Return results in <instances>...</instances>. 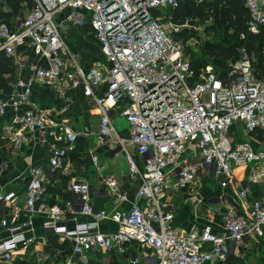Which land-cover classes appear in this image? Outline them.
I'll return each instance as SVG.
<instances>
[{
  "label": "built area",
  "instance_id": "1",
  "mask_svg": "<svg viewBox=\"0 0 264 264\" xmlns=\"http://www.w3.org/2000/svg\"><path fill=\"white\" fill-rule=\"evenodd\" d=\"M180 1L33 0L30 10L16 16L15 27L0 19V52L12 56L17 48L29 46L41 61L29 80H18L16 90L0 99V115L8 108L27 106L15 119L19 130L10 131L12 147L22 149L32 133L39 134L41 144L48 136L54 139L47 166L31 167L24 210L46 212L40 203L50 174L65 166L80 136L67 122L58 121L50 108L32 100L34 85L49 87L58 98L82 88L88 102L99 108L102 136L117 134L113 123L117 110L129 122L130 138H119V144L128 155L130 177L139 181L131 207L113 215L106 210L95 212L89 186L72 182V192L82 200L79 213L93 220L68 230L61 225L65 210L59 204L47 210L45 229L72 242L73 257L66 264H87L85 253L96 248L124 252L132 242L153 251L145 258L146 264L225 262L232 246L250 235L264 236V200L251 202L246 217L225 213L222 232L210 225L184 233L171 227L175 204L168 203L169 210L164 207L169 192L199 186L200 170L220 178L226 187L233 180L234 167L264 160V148L256 150L249 141L235 142L230 134L237 123L247 134L264 131V77L257 75L244 50L241 60L230 64L225 79L204 69L196 76L176 37L192 23L174 19ZM244 5L247 30L259 34L264 29V0H244ZM86 23L93 28L103 55L87 69L64 31L68 24L81 27ZM128 144L136 148V155ZM104 182L117 204L127 201L116 179L108 177ZM240 196L245 199L247 191L242 189ZM12 197L1 195L0 203ZM67 206L75 212L71 201ZM108 218L119 226L114 233L99 230L100 221ZM28 224L10 228V238L0 244V257L11 259L19 244L32 242L23 233ZM2 225L6 227L7 221L2 220Z\"/></svg>",
  "mask_w": 264,
  "mask_h": 264
},
{
  "label": "crops",
  "instance_id": "2",
  "mask_svg": "<svg viewBox=\"0 0 264 264\" xmlns=\"http://www.w3.org/2000/svg\"><path fill=\"white\" fill-rule=\"evenodd\" d=\"M10 6L3 0L0 3V19L8 17ZM12 27H15L16 16L8 17ZM60 20V18H58ZM68 36L70 46L74 50L81 64L87 69L96 59H102L100 44L95 32L89 23L76 27L68 24L64 30ZM15 69V81L9 82L11 91L6 93L0 89V99L7 98L16 90L18 80H29L34 74V67L41 64L29 46L17 48L11 56ZM9 76L6 75L5 78ZM48 108L58 121L67 122L80 134L76 148L66 161L65 166L54 176L50 174V181L41 206L46 212L30 214L24 210L27 198V188L31 179L32 166L44 165L51 155L54 139L46 137L41 144L38 133L28 134V142L20 150L12 147L10 131L17 132L19 128L15 119L27 108H8L0 115V196L13 194L9 201L0 203V244L11 236L10 228L29 223L24 226L23 233L32 242L26 246L19 244L12 251V258L0 257V264H66L72 259V246L66 254L56 248L48 249L51 235H58L59 242L65 238L60 234L49 232L44 224L48 221L47 210L59 204L65 210V218L61 225L73 230L80 223L93 220L91 216L79 213L82 200L71 190L72 182H83L89 186L90 205L95 212L106 210L113 215L117 210H128L136 201L139 181L130 177V166L127 153L119 144V138L128 140L129 130L123 121L119 120L121 130L111 137L100 134L101 114L99 108L89 103L78 88L68 93L57 102H51ZM118 112V110H117ZM113 123L115 121L113 120ZM116 124V123H115ZM231 137L236 141H249L256 149L264 148V131L256 130L247 134L241 123H237L231 130ZM131 153L136 155V148L128 144ZM96 158V159H95ZM6 166L2 169V166ZM175 174V171L172 172ZM202 182L194 189H182L179 192H169L164 200L165 210H169L168 203H174V219L171 227L177 232H188L192 228L203 229L206 225L212 226L218 232L223 231V215L234 212L237 215L248 216L249 205L254 200H264V160L255 164L236 166L233 169V180L226 186H221L220 178L206 176L203 170L199 171ZM60 177L68 180L67 187H63ZM108 177L117 180L121 190L128 199L121 204L116 203V196L110 192L104 182ZM174 177H172V181ZM247 191V197L240 196L241 190ZM48 190V189H47ZM71 201L75 212L71 211L67 203ZM7 221V226L2 225ZM118 224L112 218L101 220L99 230L103 233H114ZM210 248V244H206ZM122 252L119 248L104 251L100 248L85 253L87 264L99 262L102 264H131L140 259L138 264H146L145 258L153 254L149 248L132 242L125 245ZM207 264H264V236L250 235L243 241L232 246L225 262H210Z\"/></svg>",
  "mask_w": 264,
  "mask_h": 264
},
{
  "label": "trees",
  "instance_id": "3",
  "mask_svg": "<svg viewBox=\"0 0 264 264\" xmlns=\"http://www.w3.org/2000/svg\"><path fill=\"white\" fill-rule=\"evenodd\" d=\"M10 6L8 17L23 15L33 7V0H5ZM4 16V21L10 24L9 18ZM247 10L244 0H181L175 9L174 19L184 22L186 19L198 20L205 23L212 19L213 24L207 32L222 31L220 42H209L205 45V51L216 57V64L221 68L219 77L225 79L228 75L229 66L232 61L237 60L241 50H244L252 59L254 69L260 78L264 77V29L259 34L250 33L247 30ZM11 25V24H10ZM187 32L177 35V40L182 41L184 47L187 44ZM210 34V33H209ZM244 35V38L241 37ZM185 53H191V66L198 76L205 68L204 62L191 52L190 47L184 48ZM8 75V78H5ZM15 81V69L12 57L5 52H0V89L9 93L11 86L9 82ZM59 98L49 87L34 85L32 100L42 108H48L51 102H57ZM63 187H67L68 180L60 177ZM51 190V186L47 188ZM58 235H51L48 249L56 248L64 253L71 249L72 242L65 239L59 242ZM90 264H102L91 262Z\"/></svg>",
  "mask_w": 264,
  "mask_h": 264
},
{
  "label": "rangeland",
  "instance_id": "4",
  "mask_svg": "<svg viewBox=\"0 0 264 264\" xmlns=\"http://www.w3.org/2000/svg\"><path fill=\"white\" fill-rule=\"evenodd\" d=\"M163 11L164 13L167 12L166 9H164ZM188 20L192 23L188 31L186 30L187 34L190 33V35L188 34L187 44L185 45L184 48L186 49L189 46L191 52L194 53L195 56L199 58L202 62H204L205 71H213L216 75H219V73L221 72V68L216 64V57L211 56L205 51V45L206 43L209 42H220L222 39L221 37L223 32L222 31L207 32V29L213 24L212 19L208 20L203 24L202 23L200 24V22H198L197 20L194 21L192 19H188ZM194 27H198V30L195 29ZM190 54L191 53L188 52L186 53V56L189 59H191ZM240 60H241V54L239 53V57L237 58V60L232 61L231 63L235 64ZM113 120L116 123V124L114 123L116 129L121 130L120 122H118L119 120L123 121V125H127L129 128V122L124 116L120 115L119 112L115 114Z\"/></svg>",
  "mask_w": 264,
  "mask_h": 264
}]
</instances>
